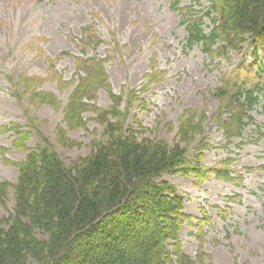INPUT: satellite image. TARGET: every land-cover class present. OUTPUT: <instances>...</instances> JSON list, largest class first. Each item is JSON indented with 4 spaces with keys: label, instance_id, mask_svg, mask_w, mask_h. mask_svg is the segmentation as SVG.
I'll list each match as a JSON object with an SVG mask.
<instances>
[{
    "label": "rangeland",
    "instance_id": "rangeland-1",
    "mask_svg": "<svg viewBox=\"0 0 264 264\" xmlns=\"http://www.w3.org/2000/svg\"><path fill=\"white\" fill-rule=\"evenodd\" d=\"M197 1L178 7L204 13L210 0ZM185 38L172 0H0V184L15 185L18 164L45 140L66 165L88 156L103 140L97 110L111 107L109 85L124 100L126 127L190 154L195 169L166 177L185 199L184 252L197 264H264V80L253 75L264 54L255 65L246 43L214 60L200 46L186 50ZM86 60L99 61L108 82L83 101L90 107L82 121L68 125L65 109ZM245 88L253 104L244 91L238 97ZM15 124L30 134L26 141L3 132ZM13 205L10 188L0 218Z\"/></svg>",
    "mask_w": 264,
    "mask_h": 264
},
{
    "label": "trees",
    "instance_id": "trees-1",
    "mask_svg": "<svg viewBox=\"0 0 264 264\" xmlns=\"http://www.w3.org/2000/svg\"><path fill=\"white\" fill-rule=\"evenodd\" d=\"M172 1L186 29V50L200 46L210 59L220 60L248 43L255 65H261L264 0H210L204 13H196L193 5L178 7L183 0ZM85 39H92L86 31ZM85 64L65 109L68 125L82 121L81 111L90 107L83 101L95 98L108 82L99 61ZM260 67H254L253 75L264 80ZM241 91L249 104L256 102L254 91L240 89L238 97ZM107 93L111 107L97 110L103 140L95 142L88 156L66 165L45 140L18 164L15 185L0 184V205L14 189L13 208L0 218V264H197L179 241L187 221L185 199L166 179L195 169L188 150L139 138L135 125L123 122L122 97L109 85ZM22 130L17 124L3 128L26 141L30 134ZM62 138L68 145L69 139Z\"/></svg>",
    "mask_w": 264,
    "mask_h": 264
}]
</instances>
